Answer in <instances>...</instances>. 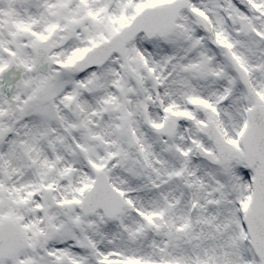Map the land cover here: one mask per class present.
Listing matches in <instances>:
<instances>
[{
    "label": "snow or ice",
    "instance_id": "snow-or-ice-1",
    "mask_svg": "<svg viewBox=\"0 0 264 264\" xmlns=\"http://www.w3.org/2000/svg\"><path fill=\"white\" fill-rule=\"evenodd\" d=\"M0 264H264V0H0Z\"/></svg>",
    "mask_w": 264,
    "mask_h": 264
}]
</instances>
